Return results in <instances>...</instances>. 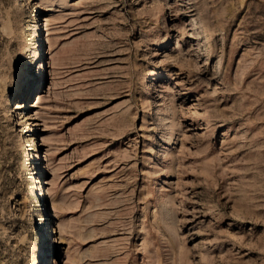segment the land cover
Listing matches in <instances>:
<instances>
[{
  "label": "rangeland",
  "instance_id": "1",
  "mask_svg": "<svg viewBox=\"0 0 264 264\" xmlns=\"http://www.w3.org/2000/svg\"><path fill=\"white\" fill-rule=\"evenodd\" d=\"M0 264H264V0H0Z\"/></svg>",
  "mask_w": 264,
  "mask_h": 264
},
{
  "label": "bare ground",
  "instance_id": "2",
  "mask_svg": "<svg viewBox=\"0 0 264 264\" xmlns=\"http://www.w3.org/2000/svg\"><path fill=\"white\" fill-rule=\"evenodd\" d=\"M21 3H22V0H21ZM21 7V4L19 5V8ZM38 164H37V168H38V172H37V174H38V176H39V179H37V183H39V186H38V190H37V192H36V194L38 195V197L40 198V197H42V196H46V195H48L49 194V190L47 189V188H44L43 187V182H42V180H41V178H40V176H42L45 172L47 173V168L45 167V165H42V163L41 162H37ZM46 184H48V182L46 183ZM48 216V215H47ZM41 236H43V237H41V239L44 241V239L48 236V233L47 232H44V233H42V235Z\"/></svg>",
  "mask_w": 264,
  "mask_h": 264
}]
</instances>
